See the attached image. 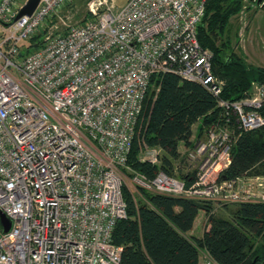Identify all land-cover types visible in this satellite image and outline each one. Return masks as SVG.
Masks as SVG:
<instances>
[{"label": "built area", "instance_id": "obj_1", "mask_svg": "<svg viewBox=\"0 0 264 264\" xmlns=\"http://www.w3.org/2000/svg\"><path fill=\"white\" fill-rule=\"evenodd\" d=\"M27 1L0 0V210L12 220L7 234L0 225V264H122L113 232L127 218L125 188L264 203V175L221 179L239 139L264 128V83L222 99L225 82L198 38L207 0H127L118 10L91 0L89 18L64 30L54 21L74 0H41L13 22ZM42 31L43 47L25 54ZM167 73L218 99L219 118L185 156L190 184L162 169L157 147L139 156L158 168L154 178L127 164L152 78Z\"/></svg>", "mask_w": 264, "mask_h": 264}, {"label": "trees", "instance_id": "obj_2", "mask_svg": "<svg viewBox=\"0 0 264 264\" xmlns=\"http://www.w3.org/2000/svg\"><path fill=\"white\" fill-rule=\"evenodd\" d=\"M244 6V0H207L205 17L198 28L202 47L213 55V73L225 82L221 97L230 101L243 98L254 82L264 83L263 67L248 64L245 58L227 51L230 41L225 38L231 19ZM89 16L90 13L84 21ZM45 34H37L25 54L40 50ZM152 87L156 91L151 92ZM219 116L218 99L203 85L175 74L155 75L128 166L154 178L158 168L142 162L139 156L144 144L157 147L164 153L162 169L190 184V175L177 174L176 163L182 160L179 145L191 147L193 126L201 121L202 136ZM246 175H264V128L245 133L239 139L232 151V164L221 179ZM139 194L134 196L125 188L127 218L118 221L113 232V243L123 249L122 264H201L202 251L216 264L264 262V203L237 204L230 217L224 218L214 214L212 203L154 195L144 190ZM201 210L207 220L202 238H196L189 234Z\"/></svg>", "mask_w": 264, "mask_h": 264}, {"label": "rangeland", "instance_id": "obj_3", "mask_svg": "<svg viewBox=\"0 0 264 264\" xmlns=\"http://www.w3.org/2000/svg\"><path fill=\"white\" fill-rule=\"evenodd\" d=\"M127 0H107L106 7H113L118 10L126 3ZM91 0H74L69 4L61 13L54 23L58 24L59 29L64 30L70 25H77L84 21V18L90 12L89 4ZM88 19V18H87ZM230 31L225 35V40L230 41L229 49L231 51L245 58L248 64L264 68V12L253 6L250 2L246 1L242 11L231 19ZM220 41H222L220 39ZM220 44V42H218ZM156 91V87H152V91ZM158 91V90H157ZM179 165L177 174L190 175L191 177L195 172L190 162L184 158L176 163ZM176 174V175H177ZM222 176V175H221ZM262 176V175H252ZM237 204H221L212 203L214 214L218 217L229 218L231 212L235 209ZM202 212L199 213L196 222L202 218ZM205 229V224L200 226ZM195 236H201L202 231L199 228L194 232Z\"/></svg>", "mask_w": 264, "mask_h": 264}, {"label": "crops", "instance_id": "obj_4", "mask_svg": "<svg viewBox=\"0 0 264 264\" xmlns=\"http://www.w3.org/2000/svg\"><path fill=\"white\" fill-rule=\"evenodd\" d=\"M201 126H202L201 121H199L197 124H195L193 126V136H192V139H191V143L192 144H194L195 142H197L198 140H200L203 137V135L200 136ZM188 149L189 148L185 145V143H180L179 152H180L181 157H182L181 159L185 158V156H186V154L188 152ZM200 212H202V214H203L202 218L199 220L198 223L195 222L194 228L189 234L190 236H193V237H196V238H202L204 231H203V228H201L200 226L205 224L206 220H207L206 213L204 211H202V210ZM198 228H199V230L201 229V231H202L201 236H195L194 232L197 231ZM206 259H209V256L207 255L206 252L202 251L201 254H200V262H201V264H204Z\"/></svg>", "mask_w": 264, "mask_h": 264}, {"label": "water", "instance_id": "obj_5", "mask_svg": "<svg viewBox=\"0 0 264 264\" xmlns=\"http://www.w3.org/2000/svg\"><path fill=\"white\" fill-rule=\"evenodd\" d=\"M41 0H28L27 3L23 6V8L19 11L18 15L15 17L13 22L19 20L24 16H31L36 11L40 4ZM12 22V23H13ZM12 23L4 24L5 27H9ZM0 225L2 227V231L4 234L10 232L12 228V220L7 217L5 213L0 210Z\"/></svg>", "mask_w": 264, "mask_h": 264}, {"label": "flooded vegetation", "instance_id": "obj_6", "mask_svg": "<svg viewBox=\"0 0 264 264\" xmlns=\"http://www.w3.org/2000/svg\"><path fill=\"white\" fill-rule=\"evenodd\" d=\"M250 3L253 4L256 8H258L260 11L264 12V0H248Z\"/></svg>", "mask_w": 264, "mask_h": 264}]
</instances>
